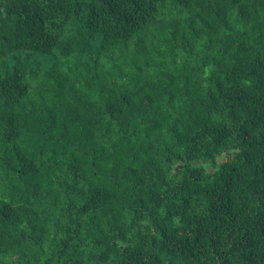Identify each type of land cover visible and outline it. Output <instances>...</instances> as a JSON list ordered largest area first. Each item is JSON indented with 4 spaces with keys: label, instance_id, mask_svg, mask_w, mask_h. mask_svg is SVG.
<instances>
[{
    "label": "trees",
    "instance_id": "1",
    "mask_svg": "<svg viewBox=\"0 0 264 264\" xmlns=\"http://www.w3.org/2000/svg\"><path fill=\"white\" fill-rule=\"evenodd\" d=\"M0 264H264V0H0Z\"/></svg>",
    "mask_w": 264,
    "mask_h": 264
}]
</instances>
